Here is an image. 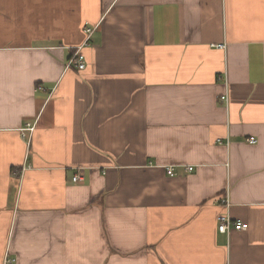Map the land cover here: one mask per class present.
<instances>
[{
  "label": "crops",
  "instance_id": "1",
  "mask_svg": "<svg viewBox=\"0 0 264 264\" xmlns=\"http://www.w3.org/2000/svg\"><path fill=\"white\" fill-rule=\"evenodd\" d=\"M0 264H264V0H0Z\"/></svg>",
  "mask_w": 264,
  "mask_h": 264
},
{
  "label": "built area",
  "instance_id": "2",
  "mask_svg": "<svg viewBox=\"0 0 264 264\" xmlns=\"http://www.w3.org/2000/svg\"><path fill=\"white\" fill-rule=\"evenodd\" d=\"M92 28L91 27H86L85 28V32L87 33V36L91 33ZM219 47H222L223 44H219ZM72 62L76 65V67L78 69H83L84 68V60H83V55L81 54L80 51V47H78V49L75 51L73 57H72ZM226 85V83H225ZM227 86V85H226ZM219 101L223 102V103H227L228 102V94L227 92L220 95L219 96ZM29 131L33 130V126L28 125V127L26 128ZM247 141L249 143H255V138L254 137H249L247 138ZM186 169L191 170L192 167L188 166L186 167ZM168 175H174V169L173 167H168L166 169ZM73 181H77L80 179V176L78 174H75L73 176ZM227 198H222L221 202L223 203H227ZM247 224L243 221H241L240 219H231L230 216L228 214H224L218 217V230L220 232H228L230 231V229H236V230H243L246 229ZM9 260H6V262H8Z\"/></svg>",
  "mask_w": 264,
  "mask_h": 264
}]
</instances>
